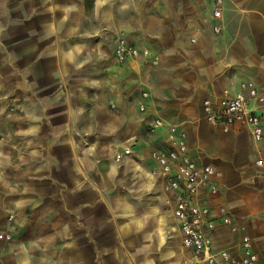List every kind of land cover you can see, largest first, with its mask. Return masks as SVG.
I'll use <instances>...</instances> for the list:
<instances>
[{
    "label": "crops",
    "instance_id": "obj_1",
    "mask_svg": "<svg viewBox=\"0 0 264 264\" xmlns=\"http://www.w3.org/2000/svg\"><path fill=\"white\" fill-rule=\"evenodd\" d=\"M212 9L0 0V264L194 262L173 214L178 191L151 157L169 132H184L196 165L220 173L217 194L196 200L216 221L212 249L238 254L248 235L264 264V117L255 141L239 123L224 132L202 106L218 111L243 93L264 108L240 89L264 97V0H224L219 32ZM118 37L139 55L118 62Z\"/></svg>",
    "mask_w": 264,
    "mask_h": 264
},
{
    "label": "built area",
    "instance_id": "obj_2",
    "mask_svg": "<svg viewBox=\"0 0 264 264\" xmlns=\"http://www.w3.org/2000/svg\"><path fill=\"white\" fill-rule=\"evenodd\" d=\"M212 14L215 20L213 31L221 30L220 19L224 0H211ZM142 54L147 56V50ZM114 55L118 62H124L128 58H135L139 55L137 48L128 43L124 38L118 37ZM155 63V60L153 61ZM242 91H247L248 96L257 104L264 103V97L251 85L243 82L240 84ZM147 96L146 92L142 93ZM203 111L209 122L220 121L224 132L230 127L239 123L249 129L253 140L259 141L263 136L262 118L264 108L261 113H255L248 106L247 97L240 93L228 99L223 107L218 111H213L212 103L209 100L203 101ZM139 110H144L143 105H139ZM160 119H155L154 125L161 126ZM168 146L164 149L153 150L151 157L159 168L163 177L164 188L166 190L178 191L175 196L173 214L178 221L181 235L180 243L184 250H187L195 259L190 264H262L258 254L253 250L251 239L248 235H243L240 239V252L232 254L226 249L213 250L212 236L210 232L214 229L216 221L212 218L211 209L208 205L197 203V196L200 191H205L210 196L217 194L218 185L216 179L220 173L211 164L198 167L190 157L186 144V134H168ZM121 155L117 153L115 160L119 161ZM258 165L261 161L257 162ZM222 214L221 223L228 225L231 221L230 215L224 206L219 207ZM13 216L9 215V219ZM234 230V229H233ZM6 239L10 236L5 235Z\"/></svg>",
    "mask_w": 264,
    "mask_h": 264
},
{
    "label": "rangeland",
    "instance_id": "obj_3",
    "mask_svg": "<svg viewBox=\"0 0 264 264\" xmlns=\"http://www.w3.org/2000/svg\"><path fill=\"white\" fill-rule=\"evenodd\" d=\"M170 133H172V132H169L168 134H170ZM258 161H261V160H258ZM258 161H257V162H258ZM257 164H258V163H257ZM261 164H262V163H261ZM261 164H260V165H261Z\"/></svg>",
    "mask_w": 264,
    "mask_h": 264
}]
</instances>
